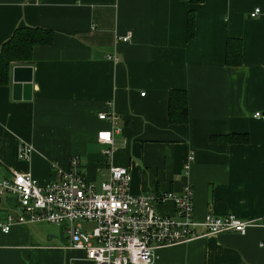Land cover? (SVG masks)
I'll return each instance as SVG.
<instances>
[{"label": "crops", "instance_id": "crops-1", "mask_svg": "<svg viewBox=\"0 0 264 264\" xmlns=\"http://www.w3.org/2000/svg\"><path fill=\"white\" fill-rule=\"evenodd\" d=\"M254 8L260 14L249 18ZM26 27L54 39L30 60L10 62L0 85V178L29 174L44 185L77 156L95 187L110 166L129 170L135 195L188 186L197 222L230 215L250 226L242 236L158 247L154 264H264V0H0V48ZM227 40L241 43L238 66L224 63ZM15 67L32 70L26 93L15 95ZM171 92L185 93L184 124L169 119ZM116 128L111 147L98 141ZM230 134L247 143L216 139ZM22 144L31 147L28 161L17 159ZM157 212L173 216L174 205ZM0 223L10 225L0 230V264H93L69 249L66 225L32 221L16 196H0Z\"/></svg>", "mask_w": 264, "mask_h": 264}, {"label": "built area", "instance_id": "built-area-1", "mask_svg": "<svg viewBox=\"0 0 264 264\" xmlns=\"http://www.w3.org/2000/svg\"><path fill=\"white\" fill-rule=\"evenodd\" d=\"M259 14L260 9L254 8L248 17L255 18ZM126 40L127 37L123 38ZM111 58L118 61L115 56ZM253 117L261 116L255 113ZM98 118L116 125L115 116L101 114ZM116 130L99 133L98 141L111 147ZM30 155L29 145L18 146V160L28 161ZM103 155L109 157L111 148ZM191 160L189 156L184 169ZM58 174L56 180L44 185L29 174L14 173L9 178H0V196H16L21 210L34 222L66 225L69 249L82 251L93 264H154L158 247L188 243L219 233L242 236L250 226L249 222L230 215L206 214L197 222L192 215V194L188 186L179 194L135 195L130 191V172L124 167L110 166L108 178L98 187L85 180L77 156L70 158L67 171ZM169 202L174 205L175 214H159L157 206ZM83 222L93 224L91 232L81 231ZM0 230L8 233L10 225L0 223Z\"/></svg>", "mask_w": 264, "mask_h": 264}, {"label": "trees", "instance_id": "trees-1", "mask_svg": "<svg viewBox=\"0 0 264 264\" xmlns=\"http://www.w3.org/2000/svg\"><path fill=\"white\" fill-rule=\"evenodd\" d=\"M189 4H198L201 0H182ZM194 34V15L190 11L186 16V40ZM54 33L42 28L16 29L10 39L0 48V85L5 84L10 62L27 61L36 46H47L53 42ZM241 59V43L238 40H227L225 44L224 63L226 66H238ZM187 107L184 92H171L169 97V119L173 124L186 122ZM228 143H247L246 135L230 134L216 138Z\"/></svg>", "mask_w": 264, "mask_h": 264}, {"label": "water", "instance_id": "water-1", "mask_svg": "<svg viewBox=\"0 0 264 264\" xmlns=\"http://www.w3.org/2000/svg\"><path fill=\"white\" fill-rule=\"evenodd\" d=\"M32 70L29 67H15L13 69L14 92L18 95L21 91L26 93L30 89Z\"/></svg>", "mask_w": 264, "mask_h": 264}]
</instances>
